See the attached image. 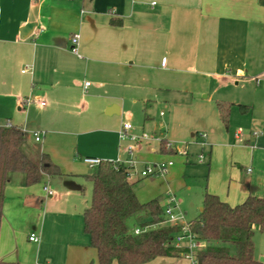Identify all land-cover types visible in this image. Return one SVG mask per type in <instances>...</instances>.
<instances>
[{
	"label": "crops",
	"instance_id": "1",
	"mask_svg": "<svg viewBox=\"0 0 264 264\" xmlns=\"http://www.w3.org/2000/svg\"><path fill=\"white\" fill-rule=\"evenodd\" d=\"M189 92H195L190 104H180L175 93ZM203 93L207 101L198 96ZM152 101L170 110L153 150L162 153V142H194L202 130L209 164L217 160L216 167L228 163L233 170L229 190L206 192L231 206L249 195L264 197V0H0V126L22 129L23 152L37 160L46 154L61 171L33 186L24 174L10 175L1 261L98 264L84 231L90 201L81 185L93 168L84 159H130V142L119 138L123 120ZM218 103L234 104L228 126ZM234 111L250 116L261 133L238 143L230 128ZM236 121L233 128H246ZM34 132H45L41 142ZM132 133L139 131L133 126ZM123 142L129 143L121 149ZM32 233L39 242L29 240Z\"/></svg>",
	"mask_w": 264,
	"mask_h": 264
},
{
	"label": "trees",
	"instance_id": "2",
	"mask_svg": "<svg viewBox=\"0 0 264 264\" xmlns=\"http://www.w3.org/2000/svg\"><path fill=\"white\" fill-rule=\"evenodd\" d=\"M111 23L121 25L117 19ZM233 105L217 104L226 126ZM238 107L243 112L249 109ZM26 139L20 128L0 126V229L5 188L12 173L24 174L27 186L41 183L45 175H61L48 155L40 154L37 160L23 152ZM166 144L162 142V153H176L166 149ZM128 172L123 163L103 160L85 176L93 193L83 213L84 231L97 251L98 264H147L159 257L182 258L185 249L175 244L180 226L167 223L166 206L159 198L145 203L139 200L136 186L141 180H129ZM189 227L206 244L195 264H264L255 256L254 240L256 228L264 231V197L249 195L243 203L231 206L205 192L202 210ZM0 264L17 263L0 260Z\"/></svg>",
	"mask_w": 264,
	"mask_h": 264
},
{
	"label": "rangeland",
	"instance_id": "3",
	"mask_svg": "<svg viewBox=\"0 0 264 264\" xmlns=\"http://www.w3.org/2000/svg\"><path fill=\"white\" fill-rule=\"evenodd\" d=\"M194 95L195 92L175 93V96L180 104H190V101L194 98ZM207 95L208 94L203 93L199 94L198 96L201 99L207 101L205 98ZM169 116L170 110L168 105H165L163 102L152 101L149 102L146 107L134 111L132 117H125L123 122L130 123L137 129V131H139L137 134L146 135L149 139L148 141L143 140L141 144L130 142V144L135 145L136 148L135 155L139 161V163L136 165L137 172L141 171L144 167L142 166V162L154 164L173 161L175 164L174 167L168 169L162 174L157 176H149L141 180L136 186L138 189L137 196L139 200L142 203H145L152 199L159 198V200L165 204L169 202L171 197H174L179 213H181L184 217L182 222L189 223L194 219L198 210L201 209L203 195L206 191H209L210 186L213 188L222 187V189L229 190L228 178L226 177H229V172H232L233 170L232 168L230 169L228 163H225L226 165L224 166H220L218 163V166L216 167V163L219 162L217 160L214 164L213 162L209 164L210 146L203 149L202 143H205L206 140L200 138V135L205 132H202V130L199 129L196 130V132H199L196 135L197 138L194 139V142H190L191 140H188L173 143V148L175 149L176 153L164 154L153 150L154 147L156 148L155 145L160 141L158 139L159 134L161 133L162 127L167 126ZM249 118L251 117L237 113V111L232 113L231 120H233V123H230V128L232 131H234V134L237 132L242 133L241 136L238 137V140H240L237 141L238 143H243L244 139L248 137V133H251L253 137L261 133V130L258 129V127L252 126L253 124L250 123ZM234 120H237L236 122L241 125H245L246 128H243V126L242 128H233ZM192 133L194 132L189 133V137L192 136ZM128 143L129 142H123L121 149L126 148ZM139 144L141 145V151L139 149L137 152V147ZM165 148L169 149L167 146ZM181 151H184L186 154L179 153ZM202 154L205 159L199 158V156ZM241 160L242 165H244V159L241 158ZM93 170L94 168H92V172ZM234 171L236 170L234 169ZM14 174L15 173H12V175ZM136 177H138V175H136ZM81 187L82 196H86V198H88L90 201L93 193L92 184L84 180ZM175 213L178 214L177 212ZM255 237L259 241L260 245V248L257 247L256 255L258 258H260V261H264V231H261L260 228H258L256 230ZM175 262V264H192V262L184 256L180 259L176 258ZM170 263L171 262L169 261L166 264Z\"/></svg>",
	"mask_w": 264,
	"mask_h": 264
},
{
	"label": "built area",
	"instance_id": "4",
	"mask_svg": "<svg viewBox=\"0 0 264 264\" xmlns=\"http://www.w3.org/2000/svg\"><path fill=\"white\" fill-rule=\"evenodd\" d=\"M79 42V35H74L72 37V43L75 45L73 48V52L77 54V45ZM26 70H23L25 72ZM90 85V82H86L85 87L87 88ZM33 102L32 98H29L25 100L26 104H30ZM42 105H45L44 102H41ZM7 127L12 126L11 124H7ZM133 126L130 123L123 124L121 130L119 131V138L121 141H129L131 143H141L143 140L148 141V137L146 135H137L132 133ZM34 137L36 142H41L43 139V136L45 135V132H34ZM241 132L237 133V138L241 136ZM201 137L206 138V134H202ZM203 145H207L204 144ZM167 148L174 149L173 143L168 142ZM128 155L131 157L130 159L123 161L121 159L114 160L116 163H123L129 168L128 172V179L131 181H134L136 175L146 178L149 176H157L159 174H162L166 172L168 169H170L173 165V161H167V162H160V163H154V164H147L145 168L137 172L136 171V165L137 160L133 157L135 152V145L130 144L126 149ZM181 154H186L184 151L179 152ZM200 159H203V155L199 156ZM103 160L99 158L94 157H87L84 159V162L88 164L90 167H96L98 166ZM251 171V170H249ZM45 191L49 196L53 195V191L48 187L45 186ZM177 212L178 214H176ZM165 215L167 217V223L171 225H179L181 228V232L177 235L175 238V244L178 248L185 249V254L183 255L185 258H188L192 264H195L198 254L205 248L206 244L199 240L190 230L189 223L182 222V219L184 218L181 213H179L178 207L175 204V198L171 197L169 199L168 205L165 208ZM136 234H140L141 230L140 228H136L135 230ZM29 240L31 242H39V236L35 233H32L29 236Z\"/></svg>",
	"mask_w": 264,
	"mask_h": 264
}]
</instances>
